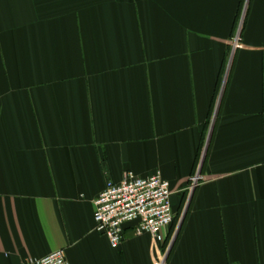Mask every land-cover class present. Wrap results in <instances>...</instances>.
Segmentation results:
<instances>
[{
	"label": "crops",
	"instance_id": "0c3cea01",
	"mask_svg": "<svg viewBox=\"0 0 264 264\" xmlns=\"http://www.w3.org/2000/svg\"><path fill=\"white\" fill-rule=\"evenodd\" d=\"M127 172L170 184L164 243L95 233ZM61 250L264 264V0H0V264Z\"/></svg>",
	"mask_w": 264,
	"mask_h": 264
},
{
	"label": "built area",
	"instance_id": "2783aa9c",
	"mask_svg": "<svg viewBox=\"0 0 264 264\" xmlns=\"http://www.w3.org/2000/svg\"><path fill=\"white\" fill-rule=\"evenodd\" d=\"M239 37L232 46L236 48ZM200 173L190 180L192 191L198 184ZM105 189L93 201L94 231L105 237L112 249L123 242V232L127 225L134 227L137 235L146 234L154 242L164 243L174 220L170 184L159 172L149 177H137L132 172L125 173L119 183L107 182ZM167 253L159 257L156 264H166ZM25 264H68L63 250L49 254L45 258L26 261Z\"/></svg>",
	"mask_w": 264,
	"mask_h": 264
},
{
	"label": "rangeland",
	"instance_id": "374dc122",
	"mask_svg": "<svg viewBox=\"0 0 264 264\" xmlns=\"http://www.w3.org/2000/svg\"><path fill=\"white\" fill-rule=\"evenodd\" d=\"M236 34H235V36L233 37V41L231 42V44H230V46H232V44H233V42H234V40H235V38L236 37H239V34H240V32H239V28L236 30V32H235ZM237 45V44H236ZM178 216H176L175 214H174V223H175V227H174V229L177 227V230H178V228H179V224L177 223V221H178Z\"/></svg>",
	"mask_w": 264,
	"mask_h": 264
},
{
	"label": "trees",
	"instance_id": "16d2710c",
	"mask_svg": "<svg viewBox=\"0 0 264 264\" xmlns=\"http://www.w3.org/2000/svg\"><path fill=\"white\" fill-rule=\"evenodd\" d=\"M173 224L170 226V228H169V230H168V234H171L172 233V231L174 230V227H175V223H174V220H173V222H172ZM167 234V235H168Z\"/></svg>",
	"mask_w": 264,
	"mask_h": 264
}]
</instances>
